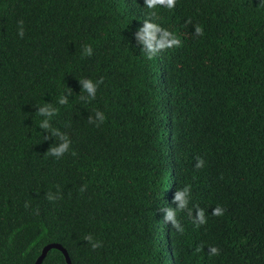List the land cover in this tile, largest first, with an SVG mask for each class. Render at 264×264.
I'll return each mask as SVG.
<instances>
[{
  "label": "trees",
  "instance_id": "1",
  "mask_svg": "<svg viewBox=\"0 0 264 264\" xmlns=\"http://www.w3.org/2000/svg\"><path fill=\"white\" fill-rule=\"evenodd\" d=\"M49 244L71 264H264V0H0V264Z\"/></svg>",
  "mask_w": 264,
  "mask_h": 264
},
{
  "label": "clouds",
  "instance_id": "2",
  "mask_svg": "<svg viewBox=\"0 0 264 264\" xmlns=\"http://www.w3.org/2000/svg\"><path fill=\"white\" fill-rule=\"evenodd\" d=\"M173 3V0H169V5H171ZM158 31V29L155 28L154 25L152 24H146L142 29L141 31L137 34V39L142 42L149 51H152L154 52L155 49L153 48L152 46V43L151 41L155 38L154 36V33ZM200 29L198 28L197 29V32H199ZM21 36H23V30L21 29L20 30V33H19ZM163 38L164 39H168L170 38L169 37V34L168 33H164L163 34ZM172 43H176L177 41L172 38ZM88 52H91V49H87ZM82 84V89L84 91H87L89 96L90 97H95V94H96V84L90 80V79H87V80H82L80 82ZM61 104H64L66 103V99L64 97H61L60 98V101H59ZM38 114L41 115V116H44L46 117L44 120H42L40 122V127L44 128V129H49V120L47 118H50L53 114H54V111L51 109V106L48 105V104H45L44 106L40 107L39 108V111H38ZM97 119L99 122H103L105 117H104V114L103 113H100L98 112L97 113ZM52 133L54 135H60L59 132L57 130H51ZM61 139L64 141L63 143L57 145V146H54L52 148L49 149V154L53 155V156H56V157H60L62 156L66 151H68V148H69V141L67 140L66 137L62 136L61 135ZM202 161H198V165L197 166H202ZM183 196H184V193H181V192H177L176 195H175V200L176 201H179L180 202V206L182 207L183 206V203H184V200H183ZM49 199H52L51 196H49ZM222 212V209L220 208H216L214 209V214L216 215H219L220 213ZM200 217L203 218V212L200 213ZM167 220H171V221H174V213L173 211L169 210L167 213H166V217H165ZM201 222H203V219H201ZM87 240L91 241L92 240V237L89 235L86 237ZM93 248L97 247L98 245L97 244H93L92 245ZM211 251L213 253H216L217 252V249L215 248H212Z\"/></svg>",
  "mask_w": 264,
  "mask_h": 264
},
{
  "label": "water",
  "instance_id": "3",
  "mask_svg": "<svg viewBox=\"0 0 264 264\" xmlns=\"http://www.w3.org/2000/svg\"><path fill=\"white\" fill-rule=\"evenodd\" d=\"M52 249H56V250H59L60 252H62V254L65 257L66 263L67 264H71L70 258L68 256L66 250L64 248H62V246H60L59 244H49V245L45 246L42 249L40 256L37 258L35 264H42V262H43L44 258L46 257V255Z\"/></svg>",
  "mask_w": 264,
  "mask_h": 264
}]
</instances>
